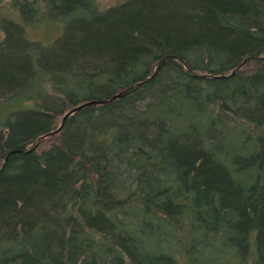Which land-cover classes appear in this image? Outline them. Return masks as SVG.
I'll return each instance as SVG.
<instances>
[{
    "label": "trees",
    "instance_id": "16d2710c",
    "mask_svg": "<svg viewBox=\"0 0 264 264\" xmlns=\"http://www.w3.org/2000/svg\"><path fill=\"white\" fill-rule=\"evenodd\" d=\"M0 31V264H264V0H0Z\"/></svg>",
    "mask_w": 264,
    "mask_h": 264
},
{
    "label": "rangeland",
    "instance_id": "374dc122",
    "mask_svg": "<svg viewBox=\"0 0 264 264\" xmlns=\"http://www.w3.org/2000/svg\"><path fill=\"white\" fill-rule=\"evenodd\" d=\"M124 0H99V5L102 8H106L109 7L111 5L120 3ZM60 28H52L49 30H44V31H36L31 33L32 38L33 39H40V43L48 45L52 42H54V40L56 39V36L59 34L60 32ZM4 38V34L2 31H0V41ZM12 104H5V105H1L0 106V123H2L3 121H5L7 119V115L8 112L13 111V102H11ZM12 109V110H11Z\"/></svg>",
    "mask_w": 264,
    "mask_h": 264
},
{
    "label": "water",
    "instance_id": "95a60500",
    "mask_svg": "<svg viewBox=\"0 0 264 264\" xmlns=\"http://www.w3.org/2000/svg\"><path fill=\"white\" fill-rule=\"evenodd\" d=\"M92 104H95V102H90V103H87V104L81 105V106H79V107H77V108H74V109L70 110V111H69V112L63 117V119H62V124L66 121L67 117H68L70 114H72V113L75 112V111H78V110L82 109L83 107H86V106H89V105H92ZM62 124H61V125H62Z\"/></svg>",
    "mask_w": 264,
    "mask_h": 264
}]
</instances>
